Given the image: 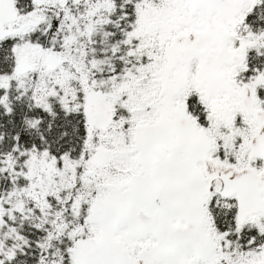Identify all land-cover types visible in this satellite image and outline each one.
Returning a JSON list of instances; mask_svg holds the SVG:
<instances>
[{"label": "snow or ice", "instance_id": "1", "mask_svg": "<svg viewBox=\"0 0 264 264\" xmlns=\"http://www.w3.org/2000/svg\"><path fill=\"white\" fill-rule=\"evenodd\" d=\"M0 264H264V0H0Z\"/></svg>", "mask_w": 264, "mask_h": 264}]
</instances>
